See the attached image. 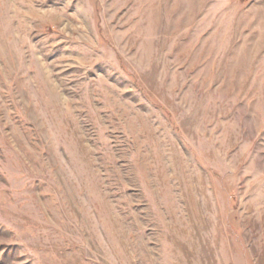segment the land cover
Segmentation results:
<instances>
[{"label": "rangeland", "instance_id": "1", "mask_svg": "<svg viewBox=\"0 0 264 264\" xmlns=\"http://www.w3.org/2000/svg\"><path fill=\"white\" fill-rule=\"evenodd\" d=\"M0 264H264V0H0Z\"/></svg>", "mask_w": 264, "mask_h": 264}]
</instances>
